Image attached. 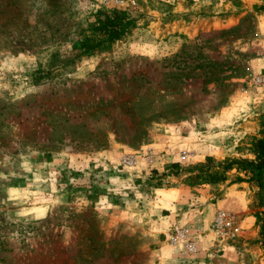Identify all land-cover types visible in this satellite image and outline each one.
<instances>
[{"label":"rangeland","instance_id":"374dc122","mask_svg":"<svg viewBox=\"0 0 264 264\" xmlns=\"http://www.w3.org/2000/svg\"><path fill=\"white\" fill-rule=\"evenodd\" d=\"M263 4L0 0V264H172L179 246L157 217L172 182L205 190L211 219L223 209L234 222L221 242L211 219L199 233L174 222L203 246L189 264H264V192L221 167L251 158L264 117ZM112 8L134 19L128 32L82 51L76 40ZM175 141L184 163L150 167Z\"/></svg>","mask_w":264,"mask_h":264},{"label":"trees","instance_id":"16d2710c","mask_svg":"<svg viewBox=\"0 0 264 264\" xmlns=\"http://www.w3.org/2000/svg\"><path fill=\"white\" fill-rule=\"evenodd\" d=\"M264 11V4L261 6ZM99 15V16H98ZM98 17L90 23L87 33L77 39L78 47L86 52L91 51L105 44H109L126 34L132 26L134 19L126 11L112 8L107 11L98 12ZM249 154L251 158L236 157L229 159L222 164L223 170L234 168L238 173H244V179L254 182L258 192H264V117L260 122V129L257 137L249 139ZM203 179L210 183L224 180L221 172H207V168L201 169ZM237 181L243 178L236 176ZM256 222H260L259 244L263 250L264 257V211L255 213Z\"/></svg>","mask_w":264,"mask_h":264},{"label":"crops","instance_id":"0c3cea01","mask_svg":"<svg viewBox=\"0 0 264 264\" xmlns=\"http://www.w3.org/2000/svg\"><path fill=\"white\" fill-rule=\"evenodd\" d=\"M177 143L175 141L173 145L171 144L172 146H168V148H165V147L161 148L162 149L161 154L163 155V157L160 158V160H157L156 158L153 159L150 167L152 168L154 167L153 169H157V167L163 169L162 168L163 166L161 165H165L168 167L170 165L175 166V164L180 165V163H184V158L180 155V153L184 152L186 155L188 150L187 149H181V151L179 149L177 150L175 148L176 145L177 147L180 145L179 142ZM227 145L228 144H226L225 146H222L220 150L222 151L224 150L225 152L229 151L230 148ZM169 147H172V148L170 149ZM159 148H156V151H158ZM192 154H196V153H192ZM231 154L233 155V153ZM226 155H229V154L227 153ZM187 156L189 157V154ZM188 157L186 158L187 160H189ZM214 157H216V160L223 159V156H221L220 158L218 156H214ZM230 170L234 171L235 169L232 168ZM237 174H240V173H237ZM219 182H222V181H217L215 183H209V184L217 185V183ZM242 183L243 182L240 181V182H235V183H230V184L236 187L237 185H240ZM171 184H172L171 186L172 188H169L168 190H164V191H167L165 195H169V193L172 192L171 196L170 198L163 199V200H161V197L159 198L157 197V190H159V188H152V191L156 193L155 197H157L160 201L159 203L160 205L157 207L159 211V213L157 214L159 222L164 227L168 228V226L171 223H174L180 220L185 221L186 219L188 220L187 226L189 227V231L191 230L190 232H198V231L200 232V231L205 230L207 223L211 219V215L213 212L212 207L215 206L206 199V196L204 195L205 190L200 189V188L190 187V186L180 187L176 185L175 182L174 183L172 182ZM219 186L220 185H217V188H219ZM213 189L214 191L216 190L215 188ZM192 190L197 191V193H195V195L191 194ZM222 193L224 194L225 190H222ZM153 201L155 202L154 199ZM245 218H246L245 221H247V218L249 219V217H245ZM161 230H163V228ZM197 244H198V251L195 254V256L199 257V256H202L201 253L203 252V246L201 245V241L199 240ZM171 262L172 264H178V263L189 264L190 263V261L186 259H182L180 257L173 258Z\"/></svg>","mask_w":264,"mask_h":264},{"label":"built area","instance_id":"2783aa9c","mask_svg":"<svg viewBox=\"0 0 264 264\" xmlns=\"http://www.w3.org/2000/svg\"><path fill=\"white\" fill-rule=\"evenodd\" d=\"M181 153V156L184 157L185 153ZM150 155V148H147L144 152L145 159H148ZM120 162L122 165L130 167L135 164L136 158L131 154H126L121 156ZM233 223L232 216L227 211L216 209L209 223V230L214 241L221 242L227 238L231 234ZM166 230V239L169 244L173 247L179 246L178 254L180 258L189 260L197 253V238L191 236L183 226L173 223Z\"/></svg>","mask_w":264,"mask_h":264}]
</instances>
